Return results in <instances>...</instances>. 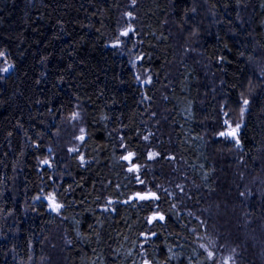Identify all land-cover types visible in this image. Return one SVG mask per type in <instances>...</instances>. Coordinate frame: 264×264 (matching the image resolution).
<instances>
[{"label": "trees", "instance_id": "obj_1", "mask_svg": "<svg viewBox=\"0 0 264 264\" xmlns=\"http://www.w3.org/2000/svg\"><path fill=\"white\" fill-rule=\"evenodd\" d=\"M206 199L238 212L235 264L258 259L264 0H0V264H215Z\"/></svg>", "mask_w": 264, "mask_h": 264}, {"label": "rangeland", "instance_id": "obj_2", "mask_svg": "<svg viewBox=\"0 0 264 264\" xmlns=\"http://www.w3.org/2000/svg\"><path fill=\"white\" fill-rule=\"evenodd\" d=\"M129 29L130 28L127 26L126 28H124V30H122L120 32V34L122 35V33L125 31H128V33H129ZM122 36L127 39V36H124V35H122ZM174 36H175V41H176L178 38V35L174 34ZM183 46H185V45L183 43L181 44L178 40L177 49L180 52L176 51V55L179 58L188 57V55L185 54V52L188 49L183 47ZM192 51L196 55V51H194V50H192ZM189 55H191V54L189 53ZM4 68H8V73L10 72L9 66L6 65L5 63L2 65V71ZM145 83H148V82L145 81ZM142 85H144V84L142 83ZM142 99H145V98H142ZM67 118L69 120V124H71V125L73 124L72 127L74 130H76L78 128V126H80L81 118H80L78 111L70 110L69 114L67 115ZM63 138L67 142V135L66 134H63ZM78 139H79V137H78ZM78 151H79L78 148H73V150L71 152H78ZM48 195L49 194L45 195V197H47ZM45 197L43 198V200H45L49 212L55 214L54 217H59L58 216L59 211L58 212L52 211L50 206H49L48 200L45 199ZM39 199L40 198H37L38 201H39ZM205 206L207 208L204 211V222L200 226V232L197 233V231H196V233L194 234V238H195L194 244H196L197 246H200V248L203 251H205L208 255H209V252H211L212 253L211 256L213 257L215 264H235V258L233 256L232 245H233V243L236 245V240L233 237H231V233H232L231 226L233 225L232 220H234L235 216L237 217L236 214H238V212L234 208H232L228 203H224V202L221 203L220 202L217 204H213L208 199L205 200ZM154 214H157V213H154ZM221 223L222 224L224 223L223 226L221 225ZM58 224H60V223H58ZM187 227H189V226H187ZM217 228H218V231L224 230L225 233L223 234V237L220 236V237H216L215 239H213V236H217L216 232H215ZM190 229L192 230L191 233L193 234L195 232V228L191 226ZM253 235H254V233H253ZM251 237L252 238L250 240H251L252 244L256 245V247H257L258 259L256 257H253L249 260V262L241 263V264H264V235L260 232H255L254 237L253 236H251ZM218 238L222 239L221 243H219L217 241ZM243 240H246L245 237L243 238ZM220 244L222 246L221 252L219 251L220 250V248H219ZM250 247H251V244H250ZM261 247L263 248L262 253H261ZM214 248L217 252L214 251ZM251 250H252V247H251ZM254 261H256V263H253ZM46 262H47L46 259L42 262L33 260L31 264H46Z\"/></svg>", "mask_w": 264, "mask_h": 264}, {"label": "snow or ice", "instance_id": "obj_3", "mask_svg": "<svg viewBox=\"0 0 264 264\" xmlns=\"http://www.w3.org/2000/svg\"><path fill=\"white\" fill-rule=\"evenodd\" d=\"M129 31H131V29H129ZM122 35L127 36L128 35V31L123 32ZM113 46L116 47V46H118V44L117 45H113ZM3 71L4 72H7L8 71V68H4ZM248 103H249L248 100H246V99L243 100V105L247 106ZM244 111H245V108L242 107L241 108V116H243ZM225 115H227V113H225ZM224 125L226 126V130L220 131L219 132V136L224 137V138H232V139H234L236 141V145L239 146L240 140L238 138V133H239V130L241 128V125L239 123H237L233 127V125L230 124L227 119L224 120ZM83 131L84 130L81 129V133H83ZM79 139L80 140H83L84 139V136L81 135L79 137ZM69 151H72V149H69ZM132 156H133V154L132 153H129L127 156L123 157V159L128 160L129 162H131ZM149 158H151V154H150V157ZM81 160H83L82 157H81ZM44 163H47V161H44ZM138 167H139L138 165L133 164L132 167H130L128 169V171H130V172L138 171ZM137 179H139V177H137ZM142 182L143 181H141V183ZM241 195H243V193H241ZM135 198L138 199V200H141V201H148V200H156V199H158V197L156 196L155 193H146V194L137 193ZM45 199L48 200L49 206H50V208H51L52 211L58 212L59 209L62 207L61 204H59L58 202H56V197L53 194H49L47 197H45ZM109 203H111V201ZM164 219H165V217L163 215H161V214H154L151 217V219L149 220V223H151L153 220L163 221ZM153 235H155V233H153ZM211 255H212V253L209 252V256H211ZM145 264H147V262H145Z\"/></svg>", "mask_w": 264, "mask_h": 264}]
</instances>
